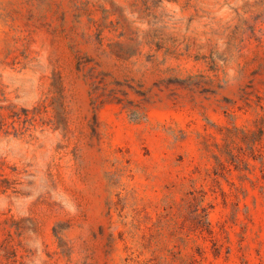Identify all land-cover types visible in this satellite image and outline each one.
Instances as JSON below:
<instances>
[{"label": "rangeland", "instance_id": "rangeland-1", "mask_svg": "<svg viewBox=\"0 0 264 264\" xmlns=\"http://www.w3.org/2000/svg\"><path fill=\"white\" fill-rule=\"evenodd\" d=\"M0 264H264V0H0Z\"/></svg>", "mask_w": 264, "mask_h": 264}]
</instances>
